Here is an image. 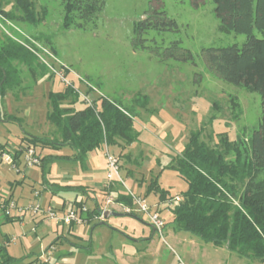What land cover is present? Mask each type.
Returning <instances> with one entry per match:
<instances>
[{
  "label": "rangeland",
  "instance_id": "1",
  "mask_svg": "<svg viewBox=\"0 0 264 264\" xmlns=\"http://www.w3.org/2000/svg\"><path fill=\"white\" fill-rule=\"evenodd\" d=\"M0 1L1 8L18 14L14 0ZM32 1L40 18L37 23L9 19L0 13V44L6 37L25 44L35 63L43 66L32 73L26 65L14 62L20 83L6 93L0 108V145H5L0 149V158L3 152L21 151L23 144L34 145L28 136L51 142L61 140L60 130L46 117L47 94L66 86L53 70L65 67L63 73L75 88L83 93L87 88L97 90L89 94L91 99L101 94L133 111L134 128L141 133L139 143L124 147L104 143L102 150L106 145L118 156L124 186L118 180L114 181L116 185L145 197L151 209L159 212L164 227L161 233L152 231L142 213L137 217H102L100 212L99 219L69 228L53 221L37 225L30 216L23 224L7 221L0 211V246L6 238L15 237L16 243L6 244V251L15 257L27 254L12 264H35L41 252L48 259L45 264H88L85 253H77L82 256L80 260L69 256L68 251L77 243L87 247L91 244L100 264H264L177 229L170 206L176 200L173 198L186 189V183L176 171L164 167L182 151L191 131L198 129L200 139L210 146L219 145L225 136L231 142L247 144L260 117L259 94L225 82L207 67L203 57L205 48L241 43L245 36L220 30L213 0H105L103 8L82 29L62 28L63 0ZM152 8L163 9L177 25L143 34L142 38L147 39L142 43L157 53L140 48L137 37L133 41L135 21ZM172 41L178 42V49L172 47ZM172 49L175 56L164 57L162 52ZM186 50L192 57L184 59ZM84 102L79 96L73 104L82 107ZM62 105H70L69 99ZM34 146L40 157L50 154L59 158L68 151L62 146L57 154H51L53 148L46 144L38 142ZM102 154L103 162L104 151ZM233 154L231 151L227 158ZM18 167L20 171L16 172L0 159V196L11 195L20 205H26L35 201L33 192L40 191L38 201L42 207L49 204L50 198L58 204L63 197H69L67 194L72 195L61 190L63 195L52 196L44 181L63 180L64 173L75 178L83 171L81 164L67 159L27 167L21 158ZM155 177L160 188L168 190L164 206L157 205L158 195L147 191ZM102 188V184L94 185L97 202L87 198L86 208L91 211L99 204L101 210L111 207L106 210L118 211L120 205L108 204ZM89 254L86 256L94 255ZM34 255L35 260L28 263Z\"/></svg>",
  "mask_w": 264,
  "mask_h": 264
},
{
  "label": "trees",
  "instance_id": "2",
  "mask_svg": "<svg viewBox=\"0 0 264 264\" xmlns=\"http://www.w3.org/2000/svg\"><path fill=\"white\" fill-rule=\"evenodd\" d=\"M14 2L18 14L1 8V1L0 13L9 19L30 23L40 21L32 0ZM213 2L220 30L242 34L245 38L241 43L205 48L203 57L206 65L225 82L258 93L262 102L260 117L244 145L231 142L225 136L220 138L219 145L210 146L200 139V129L191 131L182 151L164 166L176 171L186 183V189L180 192L179 199L173 198L170 212L177 229L189 231L215 246H225L240 256L264 261V0ZM63 3L62 28L82 29L103 8L105 0H63ZM144 15L133 25V41L137 37L140 48L157 53L142 43L147 39L142 38L143 34L148 30L174 29L176 22L160 8H152ZM171 43L172 47L179 48L177 41ZM162 54L164 57L175 56L173 49ZM187 57L192 55L186 50L184 59ZM14 62L26 65L32 73L43 68L35 63L34 55L25 44L6 37L0 44V108L6 93L17 89L12 87L20 83ZM86 93L93 95L95 91L87 88ZM47 98L49 109L46 117L60 130L61 140L51 142L28 136V141L34 145L40 142L53 149L69 146L75 153L71 160L82 164L87 152L102 147L104 143L124 147L140 141V132L134 128L133 111L115 100L98 94L93 96L91 105L84 102L82 108L75 109L71 104L79 99V95L72 86L49 91ZM67 99L70 105L63 106L62 102ZM4 146L0 145V149ZM231 151L234 154L229 159L227 155ZM20 153L15 151L14 157L17 158ZM58 157L53 158L50 154L41 157L40 165L52 159H70L66 155ZM44 182L50 188L65 191L73 188L69 185L56 187ZM147 191L157 194L159 201H165L168 197V190L160 188L156 177L149 182ZM7 200L0 201L2 213L1 205ZM115 200L133 205L132 197L127 192H118ZM76 203L77 206L81 205L80 202ZM100 212L99 204L93 210H87L86 221H91ZM127 215L137 217L136 214ZM5 219L18 220L9 216H5ZM18 260L7 253L4 245L0 246V264H12Z\"/></svg>",
  "mask_w": 264,
  "mask_h": 264
},
{
  "label": "built area",
  "instance_id": "3",
  "mask_svg": "<svg viewBox=\"0 0 264 264\" xmlns=\"http://www.w3.org/2000/svg\"><path fill=\"white\" fill-rule=\"evenodd\" d=\"M65 69V67H64ZM63 69V70H64ZM67 69V68H66ZM55 72V75L65 83L66 86H72L74 88V91L82 97V99L85 101L86 104L91 105L92 99L90 98L89 94L84 91H80L78 88H75L72 82H70L66 74H64L63 70H56L53 69ZM94 89V88H92ZM96 90V89H95ZM97 91V90H96ZM95 91V92H96ZM21 153L17 158L14 157V152H3L1 154V160L10 165L13 169L16 170V172H19L18 162L22 158V161L24 163V166L31 167L35 165L41 164V157L39 156L36 148L34 145L27 143L23 144ZM104 156L106 160V172H105V178L108 183L113 182L115 180H118L121 185L124 186V180L120 177L119 170V159L118 156L110 152L108 147L104 146ZM126 192L132 197L133 205H122L120 203H117L113 201L111 197L107 198V203H116L119 206L118 212H124L126 214H136L142 213L144 214L147 219L148 223L151 224L155 231L158 233H161V230L164 227V221L161 218L159 212L156 210H152L151 207L147 204L146 199L141 196H137L136 194H133L130 190H126ZM37 196V193L35 194ZM176 200L179 199L178 196L175 197ZM3 208V214L5 216L17 218L18 220L22 219L26 214H33V215H41L46 220L53 221L55 224L60 225H67L70 226L71 224H80L85 221V218L83 217L82 213L86 211V207L84 205L80 206H72L66 210H60L57 209L55 206L48 204L46 207H42L38 200H35L32 203H28L26 205H20L15 200H7V202L3 205H1ZM106 209H113V208H107L104 207L101 210V216L104 217V212L109 211ZM116 209V210H117ZM115 211V210H110ZM39 261L35 264H43L47 263L48 259L44 254L41 252V254L38 256ZM178 264H183L182 262H179Z\"/></svg>",
  "mask_w": 264,
  "mask_h": 264
},
{
  "label": "crops",
  "instance_id": "4",
  "mask_svg": "<svg viewBox=\"0 0 264 264\" xmlns=\"http://www.w3.org/2000/svg\"><path fill=\"white\" fill-rule=\"evenodd\" d=\"M71 106L73 108H75V109L82 108V107H77L74 104H71ZM139 139L141 140L140 135H139ZM64 147H66L68 149V151H67L66 154H63V155H66L69 158L74 156L75 153H74V150L72 148H70L69 146H64ZM102 151H104V148L102 150V147H100V148H97V149H94L92 151L87 152V154L85 156V160H84V162L82 164L79 163V161H75V162H78L79 164H81V167H82V170H83L81 175H75V176H78V177L74 178L73 175H69L68 173H64V174H62V177H64L63 180H60L59 178L51 180L50 183L55 184L56 187L69 185V186H73V188L71 190H66V191H68V192H70L72 194V195L67 194V196H69L68 198H64L62 196L63 199H61L58 204L55 203V202H51L52 198H50L49 204L55 206L57 209L66 210V209L70 208L71 206H77L76 202H80V204H82L84 206H85V203H86V201L88 199L95 200L97 202V199H96V196H97L96 192L97 191H96V189H94V185L98 184V183L102 184V186H103L102 192L105 193L108 197H111L114 200H115L116 195L118 194V192H120V193L126 192V190L124 188H121L120 186H117L114 181L110 185L107 182V180L105 178V172H106L105 160H103V162H102V160H100V153L102 154ZM56 152H58L57 149L56 150L53 149L51 151V154H55ZM58 160H61V159H58ZM67 160L74 161V160H71V158L67 159ZM24 178H25V175L22 176V179H24ZM78 186H80V188H78ZM47 190H49V192L52 194V196L57 195V194L58 195L62 194L61 193L62 191L60 189H58V188L47 187ZM36 193H37V196L35 195ZM79 195H81V196H79ZM40 196H41V192L40 191H34L33 194H32V198L34 200H39ZM2 199L14 200L11 197V195L0 196V201H2ZM165 202L164 201H159L157 205L164 206ZM117 203H119V202H117ZM87 210L88 209L86 208V211H84L82 213L83 217L85 218V221L83 223H80V224H71L69 226V228H71L73 226H76V225H81V224H84V223H88L89 221H86V218H88V216L86 215ZM0 211H2V209ZM27 216H30V218L32 219L33 223L37 224V225L41 224L42 221H49V220H46L43 216L41 217V215H33V214H26L22 219L16 220V221H18L21 224H23ZM95 218H98V217H95ZM56 225H59V224H56ZM151 230L153 231L152 228H151ZM32 231L34 232L35 229L32 230ZM10 241H13V243H16V238L15 237L10 238V239L6 238L4 240V242H3V245L6 246V244H8ZM79 246H83V245L81 243H77V244L74 245L72 250L68 251V254H70L69 256L72 259L80 260V257H82V256H80L81 254H77V253L81 252V253H85L84 257H86V259L88 261L87 262L88 264H100L98 262L97 258H96L97 257L96 256L97 255V251L91 247V244L88 247L87 246H83L82 248H79ZM128 252H130V251H128ZM7 253L10 256L14 257V258H20V259L24 258L27 255V254H23V255H20L19 257H15L14 255L10 254L9 252H7ZM28 253L31 254V252H28ZM39 253H37L36 256ZM87 253H91L89 255H92V254H94V255L93 256H86ZM128 254H130V253H128ZM36 256L34 255L33 258L30 257L28 259V263L34 261ZM129 257L130 256H128V259H131V257L130 258ZM93 260H95V261H93Z\"/></svg>",
  "mask_w": 264,
  "mask_h": 264
},
{
  "label": "water",
  "instance_id": "5",
  "mask_svg": "<svg viewBox=\"0 0 264 264\" xmlns=\"http://www.w3.org/2000/svg\"><path fill=\"white\" fill-rule=\"evenodd\" d=\"M108 214L119 215V214H123V213L118 212V211H105L103 216L106 217ZM148 226H150L153 229V231H155V228L151 224L148 223Z\"/></svg>",
  "mask_w": 264,
  "mask_h": 264
}]
</instances>
